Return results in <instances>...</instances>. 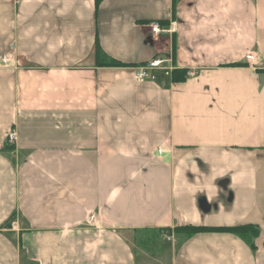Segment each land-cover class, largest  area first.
Returning a JSON list of instances; mask_svg holds the SVG:
<instances>
[{
	"label": "crops",
	"instance_id": "1",
	"mask_svg": "<svg viewBox=\"0 0 264 264\" xmlns=\"http://www.w3.org/2000/svg\"><path fill=\"white\" fill-rule=\"evenodd\" d=\"M0 264H264V0H0Z\"/></svg>",
	"mask_w": 264,
	"mask_h": 264
},
{
	"label": "built area",
	"instance_id": "2",
	"mask_svg": "<svg viewBox=\"0 0 264 264\" xmlns=\"http://www.w3.org/2000/svg\"><path fill=\"white\" fill-rule=\"evenodd\" d=\"M150 31L152 34H159L161 33V27L158 23H151L150 25ZM249 59H253V56H249ZM165 60L156 58L151 61H148L147 63L138 66L134 69V76L140 81H153L155 79L154 72L158 70H164L163 64ZM8 141L10 143L15 141V134L10 133L8 135Z\"/></svg>",
	"mask_w": 264,
	"mask_h": 264
},
{
	"label": "trees",
	"instance_id": "3",
	"mask_svg": "<svg viewBox=\"0 0 264 264\" xmlns=\"http://www.w3.org/2000/svg\"><path fill=\"white\" fill-rule=\"evenodd\" d=\"M101 0H95V6L97 7L99 2ZM100 54L99 47H96V55L98 56ZM113 66H121L119 63L113 64ZM171 78L174 82H182L185 79L186 76V70H173L171 73ZM200 228H192L191 231H198ZM231 231L234 232H244L246 229L245 228H232L230 229Z\"/></svg>",
	"mask_w": 264,
	"mask_h": 264
}]
</instances>
